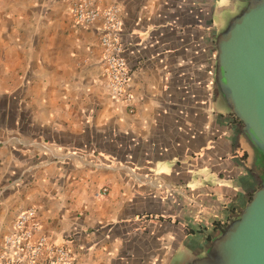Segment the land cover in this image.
<instances>
[{
    "label": "crops",
    "instance_id": "1",
    "mask_svg": "<svg viewBox=\"0 0 264 264\" xmlns=\"http://www.w3.org/2000/svg\"><path fill=\"white\" fill-rule=\"evenodd\" d=\"M93 1L122 22L130 106L106 90L101 17L84 26L69 0H0V247L32 207L75 264H170L264 180L214 82L215 37L238 0Z\"/></svg>",
    "mask_w": 264,
    "mask_h": 264
},
{
    "label": "water",
    "instance_id": "2",
    "mask_svg": "<svg viewBox=\"0 0 264 264\" xmlns=\"http://www.w3.org/2000/svg\"><path fill=\"white\" fill-rule=\"evenodd\" d=\"M214 82L241 133L264 155V0H238L215 37ZM264 264V180L241 211L200 248L170 264Z\"/></svg>",
    "mask_w": 264,
    "mask_h": 264
},
{
    "label": "built area",
    "instance_id": "3",
    "mask_svg": "<svg viewBox=\"0 0 264 264\" xmlns=\"http://www.w3.org/2000/svg\"><path fill=\"white\" fill-rule=\"evenodd\" d=\"M77 24L88 26L100 17L103 27L99 36L102 74L108 95L126 106L131 105L130 70L120 41L122 22L114 7L100 9L93 0H69ZM104 194L105 189H102ZM0 264H75L73 254L64 244L54 243L41 233L35 208L16 213L0 247Z\"/></svg>",
    "mask_w": 264,
    "mask_h": 264
},
{
    "label": "rangeland",
    "instance_id": "4",
    "mask_svg": "<svg viewBox=\"0 0 264 264\" xmlns=\"http://www.w3.org/2000/svg\"><path fill=\"white\" fill-rule=\"evenodd\" d=\"M251 149V148H250ZM251 151H255L254 149H252ZM256 153H258V152H256ZM263 158H264V155H262V154H260ZM262 170L264 171V169L262 168ZM262 171V172H263ZM175 264H186L185 263V258H183V256L181 257H179V260H177V261H175L174 262Z\"/></svg>",
    "mask_w": 264,
    "mask_h": 264
},
{
    "label": "flooded vegetation",
    "instance_id": "5",
    "mask_svg": "<svg viewBox=\"0 0 264 264\" xmlns=\"http://www.w3.org/2000/svg\"><path fill=\"white\" fill-rule=\"evenodd\" d=\"M260 154H261L260 152H258V153L256 154V156L258 157V158H256V159L258 160V163H260V164L263 166V169H264V158H263ZM262 155H263V154H262ZM262 176H263V178H264V172H263Z\"/></svg>",
    "mask_w": 264,
    "mask_h": 264
}]
</instances>
